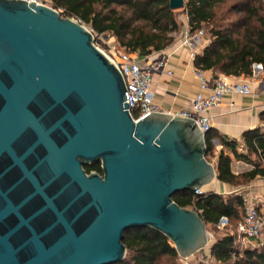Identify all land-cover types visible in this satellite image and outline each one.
<instances>
[{"label":"water","instance_id":"water-1","mask_svg":"<svg viewBox=\"0 0 264 264\" xmlns=\"http://www.w3.org/2000/svg\"><path fill=\"white\" fill-rule=\"evenodd\" d=\"M127 99L85 24L0 0V264H113L135 227L165 234L180 257L210 244L199 212L172 198L217 179L207 132L179 113L136 121ZM96 162L103 175L84 168Z\"/></svg>","mask_w":264,"mask_h":264},{"label":"trees","instance_id":"trees-1","mask_svg":"<svg viewBox=\"0 0 264 264\" xmlns=\"http://www.w3.org/2000/svg\"><path fill=\"white\" fill-rule=\"evenodd\" d=\"M64 17H75L89 25L94 34L112 36L121 49L147 57L175 42L180 23L176 17L183 10L190 32L206 28L209 44L198 54L194 65L205 71L227 76H251L254 64L264 70V0H185V6L172 10L169 0H44ZM136 115V114H134ZM217 139L228 152L221 150L215 165L217 179L231 185H242L257 178L264 179V130L256 128L243 134L246 152H239L240 143L217 134L212 128L205 136L206 158L215 154ZM252 166L239 175L232 172V160ZM88 173L103 175L101 162L85 165ZM173 200L182 207L199 212L206 226L217 227L223 217L237 226L245 212L242 194H221L213 191L196 194L193 190L178 192ZM124 260L113 264H181L173 242L163 233L149 227L125 231ZM210 253L217 264H264V243L258 248L239 252L235 237L228 233L210 244ZM236 258L233 259V254Z\"/></svg>","mask_w":264,"mask_h":264},{"label":"built area","instance_id":"built-area-1","mask_svg":"<svg viewBox=\"0 0 264 264\" xmlns=\"http://www.w3.org/2000/svg\"><path fill=\"white\" fill-rule=\"evenodd\" d=\"M26 1L48 3L44 0ZM91 31L93 32L92 29ZM105 38V47L101 48L96 45L116 64L124 76L128 91L126 102L129 104V111L133 118L137 121L152 112H166L155 101L154 91V72L162 65H166V57L157 61L140 60L138 54L121 49L114 37L105 36ZM210 38L211 36L202 29L193 32H190L189 29V32L187 31L182 38V44L189 48L190 58L194 61L196 56L209 44ZM168 73L172 74L171 71ZM195 74L200 85L199 91L192 100V110H183L179 114L186 118H193L202 132H208L211 129L209 113L212 108L221 105L226 95L234 93L250 95L252 93L251 83L247 78L235 80L233 76L223 74L221 77L218 76L211 85L205 70L195 67ZM195 193L202 194L203 189H197ZM222 219L220 225L228 223L227 217ZM232 235L235 237L236 248L239 252L248 248H258L264 243V206H260L256 202L255 195L252 192L245 198L244 215L239 220ZM195 254L197 257L194 256ZM190 257L195 258L190 260ZM181 258L185 260L183 264H217L211 256L210 244L189 257ZM235 258L236 253L233 254V259Z\"/></svg>","mask_w":264,"mask_h":264},{"label":"crops","instance_id":"crops-1","mask_svg":"<svg viewBox=\"0 0 264 264\" xmlns=\"http://www.w3.org/2000/svg\"><path fill=\"white\" fill-rule=\"evenodd\" d=\"M184 32L180 31L179 34L183 35ZM163 57H166V65H162L154 72L155 101L166 112L179 113L183 110H192V100L199 91L200 82L195 74V65L190 58L189 48L182 44V39L179 41L176 39L165 50L152 53L147 57H140V60L157 61ZM169 71L172 72L171 75ZM206 75L210 79V84L213 85L215 76L221 77L223 74L206 71ZM233 77L235 80L247 78L251 83L252 93L226 95L221 105L212 108L209 113L211 128L221 136L237 140L240 143L239 152H246L243 134L256 128L264 130V70L262 65H254L251 76ZM213 142L216 148L215 157L210 162L216 165L220 151H228L217 139ZM251 168V165L243 161L232 160L231 169L236 175L248 172ZM215 181L205 186L203 190L225 195L242 194L245 198L252 192L256 202L264 206V179L257 178L245 186L223 183L218 179Z\"/></svg>","mask_w":264,"mask_h":264},{"label":"rangeland","instance_id":"rangeland-1","mask_svg":"<svg viewBox=\"0 0 264 264\" xmlns=\"http://www.w3.org/2000/svg\"><path fill=\"white\" fill-rule=\"evenodd\" d=\"M48 5H50L51 6V4L48 2L47 3ZM176 17H177V19H178V21H179V23H180V26H179V31H178V33H176L175 34V40L177 39V41H179V40H181L182 39V37H184L185 36V34H186V32L188 31L189 32V21L187 22V14L185 13V11H183V10H180V11H178L177 12V14H176ZM90 30L92 29L89 25H86ZM187 30V31H186ZM206 33H208L209 34V32H208V30L206 29V28H204L203 29ZM180 31H185L184 33H183V35L182 34H179L180 33ZM210 35V34H209ZM94 37H95V43L97 44V45H99L101 48H103V47H105L106 45L104 44L105 43V41H106V38H105V36H103V35H96V34H94ZM215 155V154H214ZM214 155H212L209 159L212 161L213 159H214ZM216 182V181H215ZM252 182H244L242 185L243 186H245V185H249V184H251ZM238 222H239V220H238ZM238 222H237V224H238ZM232 225H234V224H232ZM232 225L231 224H229V223H223L222 225H220V224H218V226L217 227H213L212 225H210V224H208L207 225V231H208V234H209V236H210V244L213 242V241H215L216 239H218V238H220L221 236H223V235H225V234H228V233H230V234H232L234 231H235V229H236V227H232ZM263 241H264V236H263ZM239 247V246H238ZM194 256H196L197 257V255L195 254ZM195 257H190V260H192V259H194ZM185 262V260L184 259H182V258H180V263L181 264H183Z\"/></svg>","mask_w":264,"mask_h":264}]
</instances>
